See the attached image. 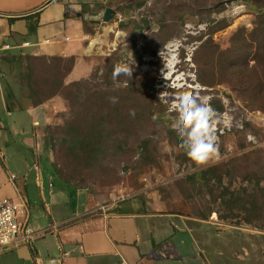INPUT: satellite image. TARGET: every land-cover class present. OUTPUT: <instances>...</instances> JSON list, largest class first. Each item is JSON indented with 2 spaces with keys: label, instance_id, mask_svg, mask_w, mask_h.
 I'll return each mask as SVG.
<instances>
[{
  "label": "rangeland",
  "instance_id": "rangeland-1",
  "mask_svg": "<svg viewBox=\"0 0 264 264\" xmlns=\"http://www.w3.org/2000/svg\"><path fill=\"white\" fill-rule=\"evenodd\" d=\"M117 10L108 22L99 18L102 27L97 29V34L107 36L108 40L93 56V69L86 78L93 89L103 86L105 58L115 50L119 62L131 64L134 60L132 75L137 87L142 88L139 100L145 110L144 120L137 129L126 128L122 132L116 122L108 124L101 146L103 153L91 166L68 156L60 140L50 139L55 135V129L51 128L63 125L73 114L62 95L52 97L57 99L52 105L56 114L44 126V134H40L36 146L31 142V119L20 121L19 113L13 108V115L7 116L5 112L10 106L0 96V197L17 203L26 201L32 225H49V214L36 186L37 171L33 167L37 162L40 170L54 172L53 165L57 163L61 167L62 162L69 168L72 181L81 184H66L55 172L50 178L44 172V196H48L49 190L69 194L84 191L104 200L111 193L125 196L141 188L155 189L161 199L175 204V212L193 219L190 222L186 219V225L192 228L191 235L179 231L181 237L168 243V246L175 244L181 257L195 254L201 246L209 251L211 264H264V217L250 223L243 220V214L238 220L219 218L216 211L222 215L226 211L219 201H213L208 186L203 184L206 177L214 183L216 172L223 174V184L230 183L231 189L246 187L252 191L256 175L260 177L259 187L264 189V108L248 104L231 73H218L223 63L207 59L212 49L205 43L212 38L220 50L227 49L231 35L240 27L251 30L255 16L263 9L242 0H131L118 5ZM220 22L227 26L212 32ZM152 49H158L154 55L149 52ZM12 70L11 78L17 90L32 104L18 83L19 65L13 64ZM181 93H191L199 103L214 109L218 159L196 165L182 163L177 158L178 147L167 131H175L172 123L178 115ZM61 149L64 154L58 157ZM11 174L16 177L13 184ZM186 175L199 180L200 190L181 183ZM248 177H253L251 182L247 181ZM49 182L53 187L48 186ZM187 195L193 198L188 199ZM57 209L53 207V211ZM51 229L44 235H51ZM199 231L206 235V243L199 242ZM35 237L36 232L32 242ZM32 242L21 241L18 247L0 252V264H34L28 256L19 253L32 255ZM182 260L176 264H182Z\"/></svg>",
  "mask_w": 264,
  "mask_h": 264
},
{
  "label": "crops",
  "instance_id": "crops-1",
  "mask_svg": "<svg viewBox=\"0 0 264 264\" xmlns=\"http://www.w3.org/2000/svg\"><path fill=\"white\" fill-rule=\"evenodd\" d=\"M128 1L131 2L0 0V39L10 46L0 51V96L2 102L10 106L5 112L7 116L13 115V108L19 113L20 121L31 119L34 146L40 134H44V126L53 121L56 111L53 114L52 105L57 99L33 106L17 90L11 78L14 63L4 57L18 54L74 56L76 63L67 81L86 78L93 69V56L107 44V36L97 34V29L102 27L99 18L103 17L105 7H111L116 13L117 6ZM86 21L89 24H85ZM35 165L41 182L38 185L35 176L36 186L50 223L44 227L32 225L25 201L27 223L35 230L36 237L31 241L32 255L19 253L28 256L30 263L33 260L34 264H176L182 258V264H211L209 251L201 246L198 252L187 257L177 254L173 242L169 248L172 239L181 237L179 231H188L191 235L192 228L186 225V219L189 222L193 219L175 212V204L161 199L158 190L141 188L125 196L111 193L104 200L84 191L69 194L49 190L46 197L42 192V175L45 172L50 178L53 171H42L37 162ZM48 186L53 187V184L49 182ZM53 207H58L56 212ZM49 228H52L51 235L45 236ZM198 239L200 243L207 241L200 231ZM20 242L13 246L18 247Z\"/></svg>",
  "mask_w": 264,
  "mask_h": 264
},
{
  "label": "trees",
  "instance_id": "trees-1",
  "mask_svg": "<svg viewBox=\"0 0 264 264\" xmlns=\"http://www.w3.org/2000/svg\"><path fill=\"white\" fill-rule=\"evenodd\" d=\"M242 1L245 4H256L263 9L255 16L252 29L238 28L231 35L229 46L225 50H220L212 38L206 40L205 43L212 49L207 59L216 64L223 63L219 66L218 73L222 71L231 73L235 79L236 88L243 95L245 94V98H248V104L262 109L264 108V0ZM140 5L139 3L137 6ZM85 24H89V21ZM226 26L227 23L220 22L212 32ZM157 50L152 49L149 52L154 55ZM4 58L19 65V84L25 89L26 96L33 106H38L55 95H62L69 103L73 110L71 118L61 126L52 127L51 129H55V135H51L50 139L60 140L61 146H65V152L72 159H82L92 166L102 152L101 146L108 124L116 122L122 132L129 128L137 129L141 120H144L145 110L139 100L142 88L137 87L135 83L137 81L134 80L133 75L131 78L119 77L118 83L111 80L113 67L119 62L116 50L105 58L103 74L105 83L98 89L90 86L88 78L67 81V76L76 63L74 56L18 54ZM109 97H117L118 103H110ZM130 110L135 111L134 116L129 114ZM167 134L178 147L179 161L194 163L180 148L179 135L173 130L167 131ZM62 154H64L63 150L59 154L57 152L58 157ZM53 166L56 175L66 184L76 186L81 184L72 181L71 174L67 172L69 168L64 163H60L61 167L57 166V163ZM227 176L230 177V175ZM254 176L255 188L253 187L252 191H247L246 187L238 190L231 189L230 183L224 185L221 173H214L212 178L215 180L214 183H210L209 177L205 178L203 184L208 186V192L213 197V201H219L222 209L226 211L225 215L216 211L219 218L238 220L240 214H243V220L250 223L264 217V189L259 187L260 177ZM252 178L248 177L247 181L251 182ZM193 179L186 175L180 181L192 190H200L202 186L198 185L199 180L195 177ZM186 198L191 199L193 195H187ZM199 217L205 216L199 214Z\"/></svg>",
  "mask_w": 264,
  "mask_h": 264
},
{
  "label": "clouds",
  "instance_id": "clouds-1",
  "mask_svg": "<svg viewBox=\"0 0 264 264\" xmlns=\"http://www.w3.org/2000/svg\"><path fill=\"white\" fill-rule=\"evenodd\" d=\"M131 64L118 62L112 71L113 81L119 77H132ZM178 115L174 118L172 128L181 139L180 148L196 164L203 165L219 158L218 137L215 130V112L206 103H199L191 93H181L178 97ZM112 104L118 103L117 97H109ZM134 116L135 111L130 110ZM155 118V117H154Z\"/></svg>",
  "mask_w": 264,
  "mask_h": 264
},
{
  "label": "built area",
  "instance_id": "built-area-1",
  "mask_svg": "<svg viewBox=\"0 0 264 264\" xmlns=\"http://www.w3.org/2000/svg\"><path fill=\"white\" fill-rule=\"evenodd\" d=\"M8 44L1 43L0 51L9 49ZM38 169L37 165L33 167ZM15 175H10L13 182ZM38 185H41L40 178L36 176ZM123 196V195H121ZM27 207L25 202H13L6 197H0V251L8 249L16 241L31 242L34 230L28 225ZM13 244V245H12Z\"/></svg>",
  "mask_w": 264,
  "mask_h": 264
},
{
  "label": "water",
  "instance_id": "water-1",
  "mask_svg": "<svg viewBox=\"0 0 264 264\" xmlns=\"http://www.w3.org/2000/svg\"><path fill=\"white\" fill-rule=\"evenodd\" d=\"M114 14H115L114 9H112L111 7H105L104 12H103L102 21L103 22L110 21L113 18Z\"/></svg>",
  "mask_w": 264,
  "mask_h": 264
}]
</instances>
